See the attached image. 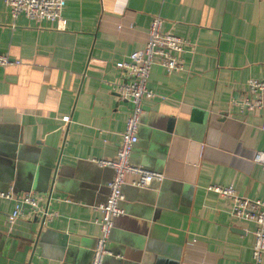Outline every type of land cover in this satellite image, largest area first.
Listing matches in <instances>:
<instances>
[{"label":"crops","instance_id":"obj_1","mask_svg":"<svg viewBox=\"0 0 264 264\" xmlns=\"http://www.w3.org/2000/svg\"><path fill=\"white\" fill-rule=\"evenodd\" d=\"M65 24L11 18L0 0V194L41 197L10 220L0 196V264H90L112 158L130 103L109 82L141 48L152 16L185 41L182 69L150 67L129 163L101 264H248L254 223L229 214L205 186L264 199L263 106L240 110L250 78L264 81V0H65ZM67 116L68 121L61 120ZM41 218V219H40ZM264 264V252L262 255Z\"/></svg>","mask_w":264,"mask_h":264},{"label":"built area","instance_id":"obj_2","mask_svg":"<svg viewBox=\"0 0 264 264\" xmlns=\"http://www.w3.org/2000/svg\"><path fill=\"white\" fill-rule=\"evenodd\" d=\"M8 8L11 18L23 15L28 19L39 21L46 20L62 28L65 19L62 17V8L65 0H1ZM161 18L152 16L150 18L146 39L141 48L130 52L125 59L116 61L114 66L120 71L118 78L109 82L110 88L115 94L130 103V111L124 121L122 131L119 134V142L116 152L112 158L97 160L102 166L112 170V176L106 183L107 194L105 200L98 205L99 217L95 220L98 225V235L92 248L90 264H101L102 257L108 253L106 241L111 228L112 216L118 214L121 209L118 200L122 198L121 187L125 183V176L135 174L136 179L131 180L135 186H144L152 179L160 180L161 175L155 172L135 167L129 163L130 150L137 140L136 129L141 114L142 100L154 98L155 93L148 88L147 79L150 67L153 64L161 66L166 72L182 69L180 54L185 46V41L180 37L161 31ZM18 59L8 57L7 53H0V66L9 63L18 64ZM248 93L255 94L251 99L243 97L232 100L238 104L239 109L257 110L263 106L261 96L264 94V81L250 78L246 81ZM61 120L68 121L67 116ZM259 129L264 132V121L259 124ZM251 161L264 170V150L253 152ZM206 191L213 192L220 199L228 201L229 214L235 218L250 220L254 223L251 231L252 241L250 245V258L248 264H262L264 252V199H253L236 194L230 185L221 186L211 184L205 186ZM1 197L13 199L10 211V220L23 213L25 207L27 212L33 211L41 215L43 220L55 215V211L49 210L43 199L39 196L25 193L11 196L8 193L0 194Z\"/></svg>","mask_w":264,"mask_h":264},{"label":"water","instance_id":"obj_3","mask_svg":"<svg viewBox=\"0 0 264 264\" xmlns=\"http://www.w3.org/2000/svg\"><path fill=\"white\" fill-rule=\"evenodd\" d=\"M41 219V218H40Z\"/></svg>","mask_w":264,"mask_h":264}]
</instances>
